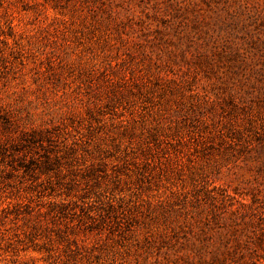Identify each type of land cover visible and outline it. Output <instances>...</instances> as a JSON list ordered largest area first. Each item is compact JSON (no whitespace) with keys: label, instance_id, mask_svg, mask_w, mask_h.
<instances>
[{"label":"rangeland","instance_id":"1","mask_svg":"<svg viewBox=\"0 0 264 264\" xmlns=\"http://www.w3.org/2000/svg\"><path fill=\"white\" fill-rule=\"evenodd\" d=\"M0 264H264V0H0Z\"/></svg>","mask_w":264,"mask_h":264}]
</instances>
